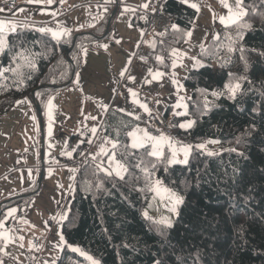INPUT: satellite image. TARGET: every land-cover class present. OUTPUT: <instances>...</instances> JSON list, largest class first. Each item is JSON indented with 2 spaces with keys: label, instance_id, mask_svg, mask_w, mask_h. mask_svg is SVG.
Returning a JSON list of instances; mask_svg holds the SVG:
<instances>
[{
  "label": "trees",
  "instance_id": "obj_1",
  "mask_svg": "<svg viewBox=\"0 0 264 264\" xmlns=\"http://www.w3.org/2000/svg\"><path fill=\"white\" fill-rule=\"evenodd\" d=\"M242 7L246 15L237 24H216L217 35L198 53L202 64L185 73L187 111L178 119L191 118L193 124L181 128L171 122L178 139L192 146L187 163L169 164L167 152L159 159L150 156L149 145L132 148L128 131L141 118L108 110L103 133L115 141L111 149L127 171L121 179L104 171L96 159L78 169L61 224L65 245L57 264H90L70 245L99 264H264V57L259 55L264 52V0H243ZM162 11L172 22L153 49L163 58L158 65L167 66L172 49L187 39L184 34L197 11L180 0H164ZM240 23L251 27L240 28ZM173 24L180 31L173 30ZM102 28L72 32L59 40L27 25L8 33L9 48L0 54V70H10L0 76V115L24 96L40 111L54 92L72 85L82 66V49L100 38ZM238 32L243 39L237 38ZM229 37L235 42L232 52L227 49ZM24 49L36 69L20 68L31 75L21 86L11 69L24 63L12 59ZM229 73L247 77L239 81L236 99H229L225 90ZM209 139L219 141L214 155L196 147ZM154 178L183 194L171 227L144 216ZM36 192L2 202L0 216L13 204H21L22 213Z\"/></svg>",
  "mask_w": 264,
  "mask_h": 264
},
{
  "label": "rangeland",
  "instance_id": "obj_2",
  "mask_svg": "<svg viewBox=\"0 0 264 264\" xmlns=\"http://www.w3.org/2000/svg\"><path fill=\"white\" fill-rule=\"evenodd\" d=\"M21 1V0H19ZM27 1V4H32L31 11L35 13V8H43L45 6L47 10L51 9H60L64 13L71 9L69 3H66L67 0H61L58 5H56L57 0H52V3L49 4L47 0H25ZM84 1V3H82ZM91 1L93 3H85ZM139 0H118L119 5L115 8V5H112V3H115L116 0H79L81 2L82 7L89 10L90 14L95 20L96 17H101L104 19L106 28L109 26H112V21L115 15H117L120 12H124L127 10H130L133 7H130L127 3L128 2H135ZM23 2V1H22ZM59 2V0H58ZM212 0H209L208 7L202 6L199 7L200 11L204 14L206 17V20H215L216 22H220V17L223 14V11L228 10V8L223 7L221 0H219L218 3L212 2ZM230 7L234 9V3L232 1L227 2ZM23 5V3H19L18 7ZM196 5H198L196 3ZM218 5L219 7H217ZM200 6V5H199ZM211 6L212 10L208 13V8ZM38 8V9H39ZM81 11L83 9L81 7H78ZM195 11L198 12L197 9L193 8ZM86 10V11H87ZM0 11H3V9H0ZM12 11V10H11ZM10 12H8L9 14ZM1 14V13H0ZM197 15V13H196ZM79 19H82L81 16ZM120 17V16H119ZM77 18H72L70 20L69 26H75L80 25V20ZM121 19V18H120ZM218 24V23H216ZM215 24V26H216ZM112 29V27H111ZM217 35V32L213 37ZM3 36L7 40V36L3 34ZM211 37V35H210ZM209 37V38H210ZM187 40V39H186ZM210 39H208L209 41ZM207 41V42H208ZM185 43V41H184ZM194 48V47H193ZM196 50V48L194 49ZM1 54V53H0ZM135 59L133 63L130 62V64L125 66V69H127V73L125 75H128V71L130 69V66L134 64L133 67H144V71L139 72L137 75H140V81L139 83L131 81L133 84L136 85V88L139 90H143V88L147 86L148 83H151V81L159 84V87L163 88L164 91H167L163 93L160 91V89H156L158 92L162 95V99L159 102V104H156L155 107L152 105V98L150 97L151 92L150 90L144 91L146 92V96H143L140 98V100L132 104L128 100H126V93L124 94H118L114 96L112 91L106 92L104 96L101 97L103 101H99L100 106L98 105L97 100H94L90 97V94L84 93L86 95L82 96V99H84V104L82 106L83 110L80 114L81 108L79 106L74 107L72 109V115L74 117L73 121L65 120L64 115L59 111L58 106L60 104H64L65 101V93L66 91L62 92L61 96H55L56 94L52 95V108L49 110L47 107V101L42 106V109L39 111L34 101H32L31 97L24 96L26 98H20L24 100H17V101H27L29 100V103H31L34 106L33 110V116L31 117L27 112L23 111V108L20 107V103L17 104V101L3 114L0 115V137L5 134H14V126H10V122L5 123L3 117H12L8 115V112L12 109L16 110L15 117L17 120L20 119L22 122V127H20L21 130V140L23 142V146L27 149L30 145V141L32 137L35 135L38 138L37 143L33 144L32 148H34L36 145H38L37 151L33 149L32 151L27 152V160H24V151H21L17 155V162L15 163V173L14 175H21L25 174V176L33 177V174H36L38 178V182L36 185L37 192L35 194V197L37 200L31 202V210L36 213V211L39 210H45V212L42 214L45 216V221L36 219L34 220V226L30 227V225H27V222H24L25 216H18L17 214V207H11V209H15V212L12 216H8L7 213L10 210V207L5 209V213L0 216V233L3 232V228L6 226H3V224L6 222L7 224L14 225L13 228H10V226L6 227L5 234L10 238L9 242L11 243L13 232H15L18 236L19 242L26 243L28 240L35 234H39V231L42 228H45L46 231L52 230V237L50 239L49 243V255L43 257V250L46 248V244L44 242V245L40 251V253L36 254L32 250H23L22 245L21 248H18L19 252H15L14 249H10V251H14L16 255L10 253V251H6V254L2 252L0 255V264H39V258L42 261L40 264H57L58 256L60 253L61 248H63V245H65V242L63 244L60 243V225L65 218L68 209L69 204L71 200V194L73 188V178L75 174L78 171V167L75 166H68L70 168L69 172V180L67 183L66 178V187L63 182L65 180H61L62 190L57 191L54 186H52L50 183H48L49 176H46L47 173V166L49 162L55 161L58 162L59 158L57 155L62 154L64 151L66 158L71 157L73 155L74 148L83 141V137L79 136V133L81 129H84L88 132V140L91 141L90 149L87 153L88 159H96L98 160V164L100 167L108 172L116 174L115 171V164L110 159L111 157L115 158V161H118L120 164L119 159L116 158L114 151L111 149V146L114 145V141L112 139H107L106 135L103 133V130H101L98 134H93L91 132V129L93 127L96 128V132L98 131L99 127L104 125V121L107 118V111L110 107L119 108L121 110L126 111L129 114L134 115L135 117H140L142 119L141 125H136L134 130L142 133V139L144 136V133L146 132L149 134L153 139L152 140H146L144 141V144H149L150 142V148L151 151L153 150V144L159 142V149L162 153L167 152V158L168 160L173 157V151H175V160L176 161H183L185 159L184 153L181 150L183 146H188L187 142H183L179 139H171L167 136H157V133L152 132L149 130L148 127H146L143 123V120L146 116H149L151 109L156 110L160 114H164L166 104H169V107L172 110H169V114L171 118L174 116V121L177 120V117L180 114H184L187 110V97L189 95V90L184 84V77L185 72L184 68L182 67L186 62L180 61L178 57H172L169 64L167 66L158 65L160 62H158L156 65H152L145 60H141L140 58H133ZM176 61V67L173 68L172 64L173 61ZM199 63H196L192 66L199 67L202 64V61L198 59ZM100 68V67H98ZM124 69V70H125ZM133 69V68H132ZM149 69L159 71L162 75L156 79H152V76L149 75ZM135 70V69H134ZM180 70H183L184 73H180ZM134 73V71H133ZM121 74H119V78H122ZM128 79V76H126ZM112 79H115L114 75L112 76ZM176 80V81H175ZM175 81V82H174ZM144 82V85H143ZM129 89V88H128ZM127 91V90H126ZM151 92V93H150ZM170 97V101L167 98ZM94 98V97H93ZM125 100L129 103L126 104ZM91 102V104H90ZM141 104H144L147 106L148 111L145 112L143 108L140 107ZM102 111H101V109ZM105 114V115H104ZM49 116H51V119H49ZM104 116V117H103ZM94 117V119L92 118ZM169 117V115H168ZM170 118V117H169ZM10 119V118H8ZM185 121V122H184ZM189 121H193L191 118H185V119H178L177 125L186 124ZM72 125V130L74 136L71 137V133L66 134V127ZM132 128V129H133ZM12 129V130H11ZM20 130L16 134H20ZM77 133V134H76ZM163 138V139H161ZM159 139V140H158ZM209 141H215V140H203L198 142L197 144H205L206 145V152H213L214 150H219L220 146L218 143H208ZM133 142V137H131V143ZM101 148L104 149V152L101 153ZM61 149L63 151H61ZM66 153H70L71 155H68ZM189 156V155H188ZM188 160V157H187ZM65 163V161H64ZM179 163V162H177ZM123 165V164H122ZM46 166V167H45ZM125 167V166H124ZM45 168V169H44ZM57 173L56 171H54ZM125 171L121 172V175L124 174ZM43 175H45L43 177ZM7 182V178L5 179ZM156 181L160 182L159 190H151L150 197L148 199V202L143 210L145 217H152L155 220L163 223V221H166L168 224H172L178 210V205H175V212L171 211V209L174 207L173 201L171 199V194L175 193L176 196L181 198L183 200V194L170 188L169 186L165 185L163 182H161L159 179L154 178L153 184H155ZM167 189V191H165ZM38 195V196H37ZM33 197V196H31ZM44 197L46 198V202L44 204H36V202H41ZM35 202V203H34ZM146 214V215H145ZM24 216V217H23ZM31 219V218H30ZM27 223V224H26ZM165 224V223H163ZM166 225V224H165ZM38 228V229H37ZM18 231V233L16 232ZM1 239V238H0ZM70 249L72 248H79L76 245H70ZM23 250V251H22ZM21 251V252H20ZM58 252V254H57ZM57 254V255H56Z\"/></svg>",
  "mask_w": 264,
  "mask_h": 264
},
{
  "label": "crops",
  "instance_id": "obj_3",
  "mask_svg": "<svg viewBox=\"0 0 264 264\" xmlns=\"http://www.w3.org/2000/svg\"><path fill=\"white\" fill-rule=\"evenodd\" d=\"M60 1L61 0H59L58 2L57 0L56 5H58ZM229 1H232L234 3V8H235L236 0H226V2H229ZM90 2L91 1H88L85 3H90ZM208 2L209 0H188V3H185L187 5L196 4V3L198 4L197 8H195L198 10L197 15L195 17L192 27L189 30L192 32V36L190 39L187 38V41H188L187 43L185 42L180 47L176 48L177 50H179V56H174V57H178L180 61L186 62L182 66L184 70L186 71L189 68L193 67L192 65L194 62L192 59H190V57H196V59L198 60V53L201 49V45L205 46L208 39L212 38L215 35L216 28H217L215 24L218 23L221 25H225V24H222L221 22H216L214 19L206 20V17L200 11L199 7H202V6L208 7ZM212 2L218 3L219 0H212ZM212 2L211 4H213ZM19 3H23V5L18 7ZM66 3H69L71 9L67 10L65 13L62 10L56 9V8L47 10L46 9L47 6L43 8H39L40 7L39 6L35 8V13H33L31 11V7L33 5L27 4V1L25 0H21V1L18 0L17 5L15 7L3 9V11H0L1 13L0 22H4L6 24L15 23L17 25L16 29L27 25V26H32L37 29L49 28V29H52L53 31L69 30L70 33H72V32L88 31V30H92L94 28L103 26L100 38L97 39L92 46H86L82 49V50H86L87 54L84 55L83 51H81L82 66L77 71L74 77L73 84L70 86H66L65 88L58 89L56 92L52 94V95L56 94L55 96H61L62 92L66 91L65 95H63L66 97L64 104L59 103V105H57L59 111L64 115L65 120L73 121L74 117L72 115V109L77 106L81 108L79 116L81 115V112L83 110L82 106L84 104V99H82V96L86 95L84 93H88V95L90 94V97L94 100H97L98 105L100 106L99 101H103L101 97L104 96L106 92H109V91L113 92V87L117 86L122 80L129 82L131 85L128 88L131 89L132 92L136 93V95L134 96L131 95L129 93V89L127 88L126 100H128L132 104L137 103L141 97L146 96V92L144 91L150 90L152 92V91H157L156 89H160V91L162 92V95H164L163 93L167 92V91H164L163 88L159 87V84L153 81H151V83H148L146 88L144 87L143 90L137 89L136 85L133 84L131 81L139 83L140 75H137V74L141 71L143 72L144 67H140V66L133 67L134 64L130 66L128 75H125L127 73L126 72L122 78H119V74L125 69V66L130 64V62L131 63L134 62L135 59H133V55L142 41H143L142 46L146 47L147 49L151 51L156 52L153 49V44L155 40L161 35L157 33L156 31H151L149 32L148 35H145V29L142 23L145 15L144 13L141 12V10L145 11L151 8V5L153 3L152 0H139V2L138 1L128 2L127 4L133 8H131L130 10L124 11V12H120L117 15H115L112 21V26H109L108 28H106L105 25H103L105 23L103 18L96 17L95 20H93L90 14V11L83 8L82 7L83 4H81L79 0H67ZM82 3H84V1ZM112 5H115V8H116L117 5H119L118 0H116L115 3H112ZM144 5H147V7H144ZM216 6L219 7L218 5ZM78 7H81L83 11H81ZM211 10L212 8L210 6L208 8V13ZM8 12L10 13L8 14ZM228 14H229V10H225L223 11V14L221 17H227ZM77 16H81L82 19H79L80 17H77ZM72 18L79 19L80 25L69 26L70 24L69 22ZM10 32L11 31H8L6 29L3 34L7 36V34ZM49 33L51 34V32ZM67 36H62L61 38H64ZM101 45H106L107 47H101ZM195 48L196 50H194ZM152 72L155 73L156 70H152ZM180 73L183 74L184 71L180 70ZM113 75L115 79H112ZM126 76H132L135 79L129 80L127 79ZM143 85H144V82H143ZM162 95L160 94L161 99H162ZM51 96L48 98V100L51 98ZM150 97H151V94H150ZM23 98H26V97H23ZM167 98L170 101V97L167 96ZM161 99L159 100V102L161 101ZM19 100H24V99H19ZM126 100H125V103L126 104L129 103ZM32 101L34 100L32 99ZM159 102L157 104H159ZM20 104H21L20 107L23 108V111L27 112L32 117L33 112L31 111V109L33 110H36V109H34V106L31 103H29V100L28 102L22 101V103ZM165 106L166 108H165L163 116L167 117L170 121H172L173 119H175L176 116L171 118L169 114V110H172V109L169 107V104H166ZM110 108H114V107H110ZM114 109L127 113L126 111L121 110L119 108H114ZM15 114H16V110L12 109L11 111L8 112V115L12 116V117H8L10 119H8L7 117H3L5 120L4 121L5 123L10 122L9 125L14 126L13 128L14 134L4 133L0 137V204L2 202L9 200L12 197H17L22 194L29 193L30 191L36 188V185L38 182V178L36 174H33V177L31 176L27 177L25 176V174L14 175L16 171L15 169H17L15 168V163L17 162L16 159L18 158L17 155L21 151H24V160L26 161L27 152L32 151L33 149L37 151L38 149V145L32 148L33 144H35V142L37 143L38 141V138L35 135L32 137L30 141V145L28 146L27 149L23 146V142L21 140V136L23 135H21V130H20V127H22V122L20 121V119L19 120L16 119ZM184 114H180L179 116L184 115ZM168 115L170 118L168 117ZM132 116L135 117L134 115ZM147 119H148V116H146L143 120V123L146 127H148ZM177 121L178 120L174 122H176L177 124ZM141 124L142 122L138 125H141ZM132 128L128 131V139L130 143H131V137L129 136V133H132L134 131V128L133 129ZM19 130H20L19 132L20 134H16L15 131L18 132ZM152 132L157 133V136L159 135L160 137L165 136L160 132H156V131H152ZM68 133H71V137L74 136V134H72L73 133L72 125H69L66 127V134ZM148 136L150 135L148 134ZM136 138L138 140L142 139V133L136 131ZM107 139L109 138L107 137ZM145 145L150 146V142L149 144H144L143 146ZM61 151L63 150L61 149ZM57 157L59 158L58 162L52 161L46 164L47 166L46 176L47 177L49 176L48 183L54 186L57 191H60L62 190V185H61L62 178L63 180H65V182H63L65 184V187L68 183L70 168L65 166L66 165V155L64 151L62 152V154L57 155ZM54 171H56L57 173H55ZM44 176L45 175H43V177ZM6 178H7V182H5ZM66 178H67V183H66ZM74 178H73V181H74ZM35 200L37 199L34 194L33 197H31V200L29 201L28 205L26 206V208L23 210L22 213H21V209H22L21 204H13L9 206L10 210H11V207H17L18 210H17L16 215L18 216L24 215L25 216L24 222H27L28 224L27 223L26 224L30 225V227L35 225L34 220L39 219V220L45 221L46 219L45 216L42 215L45 212V210H39V211H36V213L34 212V210L28 211V210H31L30 209L31 202ZM45 202H46V198L44 197V199L41 202H36V204H44ZM3 226H6V227L10 226V228L14 227V225L7 224L6 222L3 224ZM6 227L3 228V232L1 233L5 234ZM51 231L52 230L46 231L45 228H42L39 231L38 235L37 234L33 235L28 240V242L26 241V243L19 242L18 236L15 235L16 234L15 232H13L11 243H5L3 237L0 236V238L2 239V252L6 254V251L7 250L10 251V249L12 248L14 249L15 252H19L18 248H21V245H22L23 250L25 249L32 250V240L35 237H41L46 244V248L45 250H43L44 252H42L43 257L48 256L49 255L48 246L50 243V239L53 235ZM60 231H61V225H60ZM16 232L18 233L17 230ZM62 250L63 248H61L59 255L61 254ZM14 251H10V253L16 255ZM57 258H59V256ZM41 259L39 258V264L43 262Z\"/></svg>",
  "mask_w": 264,
  "mask_h": 264
},
{
  "label": "snow or ice",
  "instance_id": "obj_4",
  "mask_svg": "<svg viewBox=\"0 0 264 264\" xmlns=\"http://www.w3.org/2000/svg\"><path fill=\"white\" fill-rule=\"evenodd\" d=\"M47 2L49 4L52 3V0H47ZM242 2L243 0H236L235 2V8L233 9L232 7H230L228 5V3L226 2V0H221V3L223 5V7L225 8H228L229 10V14L227 17H220V22L222 24H225L226 26L229 25V24H237L238 22H240L242 20V18L246 15V12L244 10V8L242 7ZM181 3H188V0H181ZM190 7L192 8H197V5L196 4H190L189 5ZM144 7H147V5H144ZM16 27L17 25L15 23H11V24H6L4 22H0V53L4 52L5 49H8L9 48V45H8V42L6 40V38L3 36V33L5 32V30L7 29L8 31H11V32H15L16 31ZM239 27L240 28H244V29H247V28H250L251 25L248 24V23H240L239 24ZM172 28L173 30L175 31H180L177 27V25L173 24L172 25ZM39 31L41 32H51L52 34V37L56 40H59L62 36H67L70 34V31L69 30H59V31H53L52 29H49V28H40ZM161 35H163V33H161ZM187 38H191L192 36V32L191 31H188L184 34ZM237 38L238 39H243V34L242 32H238L237 33ZM229 40H230V43L227 45V49H228V52H232L234 51V48L232 46L233 43H235L234 41L231 40V37H229ZM185 42L187 43L188 41L185 40ZM79 47V46H78ZM101 47H107L106 45H101ZM21 48H23V46L21 45ZM201 48L203 50V45H201ZM27 50L24 49L23 51H20V52H16L13 56V60L15 61L17 58H19L20 60H23L24 63L23 64H18L16 68L14 69H11L13 75L17 78L19 84L22 86L23 85V82L25 79H31V75H27L25 76L24 73H22L20 71V68L21 67H27L31 70H35L36 69V64H35V60L34 58L33 59H28L27 56H25V52ZM83 51V54L86 55L87 54V51L86 50H82ZM239 51L241 52V59L242 60H245V56L243 55L244 53V49L241 48L239 49ZM171 55L173 56H179V50L177 49H172V53ZM260 56L264 57V52H260L259 53ZM155 59L158 61V62H163V58L161 56H156ZM190 59L193 60L194 62V65L196 63H199V61H197L196 57H190ZM246 62V60H245ZM172 67L175 68L176 67V61L174 60L173 61V64H172ZM10 71L9 69H2L0 70V76L3 75V73L5 72H8ZM127 71V69L123 70L120 74L121 76H124L125 72ZM149 71V75L152 76V79H156L158 77H160L162 74L159 72V71H156L155 73L152 72L151 69L148 70ZM229 76H230V82L225 84V90L228 94V97L229 99H236L237 97V94L241 91V83L239 82L240 80H244V79H247L246 76H242V77H234L231 73H229ZM128 79L129 80H134L135 78L132 77V76H128ZM234 81V82H233ZM52 83H55V80L51 81ZM129 93L131 95H136L135 92H132L131 89H129ZM37 95V97H39L41 95L40 92H36L35 93ZM223 93H216V92H213L212 95L214 96H217V95H221ZM21 103V101H17V104ZM53 104H52V98H50L48 101H47V107L48 109L50 110L52 108ZM141 108L144 109L145 112L148 111V108L146 105L144 104H141L140 105ZM94 119V117H92ZM136 118H139V117H136ZM49 119H51V116H49ZM192 124L193 122L192 121H189L187 122L186 124H182L180 125L181 128H191L192 127ZM91 132L93 134L96 133V128L93 127L91 129ZM129 136L130 137H133V142L131 144V147L132 148H138V147H143V143L145 140H152L153 138L148 136V134L145 132L144 133V136H143V139H140L138 140L136 138V130H134L132 133H129ZM163 139V138H161ZM91 142V141H89ZM208 143H219V141H209ZM237 143H239V140L237 141ZM113 147H115V145H113ZM196 147L198 149H201V150H206V145L201 143V144H198L196 145ZM184 153V156H185V159L183 161H176L175 160V151H173V157L171 159L168 160V163L171 164V163H176V162H179V163H187V157L189 155V153L191 152L192 150V146L191 145H188V146H183L182 149H181ZM232 151H235V149H231ZM104 152V149L101 148V153ZM68 155H71L70 153H66ZM215 153H212V152H209L208 155H214ZM148 155L150 156H155L157 157V159H159L162 155L160 149H159V142L157 143H154L153 144V150L151 152L148 153ZM242 155V153H241ZM113 163L115 164V171H116V175L117 176H120L121 179H124V177L121 175V172L123 171H127V169L124 167V165L120 164L118 161H115V158L114 157H111L110 158ZM137 167H140V165H137ZM152 167L154 168L155 165L153 164ZM143 171L147 172V168H144ZM159 186H160V182L159 181H156L155 184H153L151 186V190H159ZM165 191H167V189H165ZM171 199L173 201V204H174V207L171 209V211L175 212L176 208H175V205H179L181 203H183L182 199L179 198L178 196L175 195V193H172L171 194ZM15 212V209H11L9 210V212L7 213L8 216H12ZM146 215V214H145ZM163 223H165L167 225V227H171V224H168L166 221H163ZM0 236L3 237L5 243L9 242V237L4 234V233H0ZM60 243L63 244L64 243V238L63 236L61 235L60 236ZM125 247H127V245H125ZM73 252H78L80 253L81 255L85 256L86 259L88 261H90V264H99V261L93 259L91 256H88L86 253H84L82 250H80L79 248H72L71 249ZM155 264H162L161 261L157 260L155 261Z\"/></svg>",
  "mask_w": 264,
  "mask_h": 264
},
{
  "label": "built area",
  "instance_id": "obj_5",
  "mask_svg": "<svg viewBox=\"0 0 264 264\" xmlns=\"http://www.w3.org/2000/svg\"><path fill=\"white\" fill-rule=\"evenodd\" d=\"M18 0H0V9H8L14 7ZM164 0H154L151 8L143 11L145 14V18L143 20V26L145 29V35H148L151 31H156L157 33L161 34L164 33L167 27L170 25V18L167 17L162 11V5ZM143 41L136 49L133 58H140L141 60H145L150 64H156L158 61L155 59L156 56H159L154 51L147 49L146 47L142 46ZM131 84L127 81L122 80L117 86L113 87L114 94H123L126 92L127 88ZM152 102L153 107H155L156 103L160 99V95L158 92H152ZM148 127L152 130L162 132L163 134L169 136L172 139L178 138V132L172 126L171 122L163 117L159 112L156 110H152L149 114ZM101 130L98 129L96 134ZM80 136L83 138H87L88 134L87 131L81 129ZM92 142L84 141L81 145L75 148L74 154L72 157L67 159V164L73 165L75 167H82L87 160V153L90 149ZM44 245V240L41 237H35L32 240V251L36 254L40 253L42 247Z\"/></svg>",
  "mask_w": 264,
  "mask_h": 264
},
{
  "label": "bare ground",
  "instance_id": "obj_6",
  "mask_svg": "<svg viewBox=\"0 0 264 264\" xmlns=\"http://www.w3.org/2000/svg\"><path fill=\"white\" fill-rule=\"evenodd\" d=\"M182 183V182H181Z\"/></svg>",
  "mask_w": 264,
  "mask_h": 264
}]
</instances>
